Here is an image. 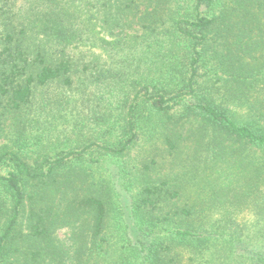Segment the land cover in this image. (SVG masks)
<instances>
[{"label":"trees","instance_id":"obj_1","mask_svg":"<svg viewBox=\"0 0 264 264\" xmlns=\"http://www.w3.org/2000/svg\"><path fill=\"white\" fill-rule=\"evenodd\" d=\"M0 138V264H264V0H0Z\"/></svg>","mask_w":264,"mask_h":264},{"label":"rangeland","instance_id":"obj_2","mask_svg":"<svg viewBox=\"0 0 264 264\" xmlns=\"http://www.w3.org/2000/svg\"><path fill=\"white\" fill-rule=\"evenodd\" d=\"M89 50L90 49L84 48V49H79L78 51H75V57L81 61V65H82L80 73H78L77 75L78 79L76 76V81H78L79 79L81 80V84H80L81 88H77L75 92L69 91V92L64 93L65 94V96L63 95L64 103L61 105L60 108L63 110L66 109V111L64 112L65 116L63 119H60L54 123V125L56 126L59 125V127H63V126L74 127L73 125H75L76 123H84V122H86L88 125H96L95 120L91 119V113H89L90 110H85V106L87 105L88 107H95V109L99 112L100 115L106 110V107L110 100V96L107 93L102 92L104 95L98 97V100L102 99V101L98 102L97 100H95V98L97 97L93 96L92 94L95 93V94L101 95V93H99V90H102V89H99L97 87V83L95 81L96 77L99 75L97 73L98 69L96 68V66L98 68H102L104 65L106 66V64L109 63V58L103 51L99 49H91L90 51ZM84 64H86V66L90 68V71L87 74L81 73L84 70ZM86 75L88 76L87 78H89V81H91L90 89L87 92L88 94H90L89 96L91 97V100H90L91 102L88 101L85 104H82L81 103L82 99L87 100L81 95L83 93V88L85 85L84 82H86L85 81ZM84 114H86V116H84ZM89 116L90 118L87 121L86 118ZM100 126L104 127L103 125H100ZM95 128L100 129L99 126ZM95 128H91V129L93 130ZM87 132H90V131L87 130ZM71 138H75V136H71ZM147 140L148 139L146 137L142 138L141 143L138 145V147L135 150H133L132 157L127 159V160H130L128 162L134 163L135 160L138 161L144 155L145 151L148 149V146H149L147 143ZM7 143H8V140L6 138H0V148H2L3 146H6ZM71 145L74 146L75 143ZM116 166L118 167V164H114V165L108 164L105 166L103 170H101L100 174L104 178L105 176H108L111 170L114 169ZM108 179H109V176H108ZM207 192L208 191H205L204 193L197 189L196 193L202 195L199 200H201L203 197H206V195H208ZM196 193L191 195L193 199H196L195 198ZM123 201L127 202V198L125 196L123 197ZM128 201H129V205L128 203H127V206L126 204H124L126 206L125 208L127 209V211L130 206L131 200L128 199ZM256 218L257 217H255L252 213H249V212L242 213L239 215L240 221H243L248 226H252L253 222L256 221ZM127 224L128 223H126V225ZM74 233H75L74 230L70 229L69 227H65V228L63 227V228H58L55 232V235H56L57 240L61 242L66 249H68L69 251H74L76 248L75 244L72 243V240H73L72 236L74 235ZM78 234L79 233H77L76 235ZM203 258L210 259V256L209 254L206 253Z\"/></svg>","mask_w":264,"mask_h":264}]
</instances>
